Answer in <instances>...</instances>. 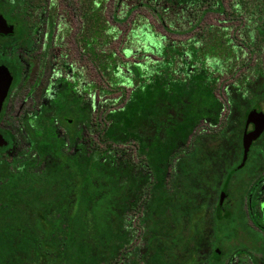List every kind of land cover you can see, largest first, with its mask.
I'll return each instance as SVG.
<instances>
[{
  "label": "trees",
  "instance_id": "obj_1",
  "mask_svg": "<svg viewBox=\"0 0 264 264\" xmlns=\"http://www.w3.org/2000/svg\"><path fill=\"white\" fill-rule=\"evenodd\" d=\"M153 1L147 0L145 5ZM156 4L161 5L159 10L151 6V11L162 24L167 12L179 15L190 10L201 18L208 12L224 11L222 0H156ZM246 4L251 22L264 25V0H248ZM250 27L251 23L246 45L252 47L256 41L251 39ZM194 41L196 46L203 43L202 33ZM152 47L150 52L143 51L142 63L137 59L127 66L132 79H139V68H143L150 76L160 74L172 83L173 97L163 96L159 107L147 108L143 131L148 135L141 141L147 145L156 129L161 135L168 134L171 125L190 134L194 124L187 121L188 112L204 96L207 99L202 101L211 99L216 73L223 75L221 69L234 60L229 54L223 59L214 56L211 65L215 73L192 72L182 43L160 42ZM152 56L158 59L150 60ZM155 64L158 67L153 69ZM230 88L225 90L229 120L197 129L178 145L166 140L160 150L171 147L174 151L164 163L165 179L157 191L144 190L143 199L137 191V178L133 174L128 180L121 177L124 133L119 128L107 131L114 112L106 110L104 103L98 108L94 154L85 161H75L59 149L50 157L54 162L43 171L35 170V160L27 167L1 159L0 264H209V253L218 247L213 232L219 230L220 222L230 220L215 213L217 196L231 187L233 176L241 169L237 165L242 145L235 141L237 101ZM138 130L133 126L129 132L134 136ZM130 146L133 152L138 149L136 142ZM38 154L41 160L45 156L41 146Z\"/></svg>",
  "mask_w": 264,
  "mask_h": 264
},
{
  "label": "flooded vegetation",
  "instance_id": "obj_2",
  "mask_svg": "<svg viewBox=\"0 0 264 264\" xmlns=\"http://www.w3.org/2000/svg\"><path fill=\"white\" fill-rule=\"evenodd\" d=\"M76 1L0 0V67L5 68L10 77L0 107V135L7 143L0 148V160L11 165L31 167L32 160H35V166L54 162L50 157L58 149L70 157L83 150L88 152V157L94 154L97 95L94 55H85L80 50L71 54L67 49L76 46L80 36L85 40V33L80 32L85 30L86 11L84 7L78 11ZM88 10L91 11L87 15V33L94 36V14L92 9ZM232 14L235 18V7ZM257 25L260 24L251 23L249 34L256 42L250 48L254 52L262 50L264 58V25L260 28ZM239 92L235 103V141L241 142L245 134L255 131L254 123L246 124L248 113L264 114V73L250 75ZM228 120L227 115L223 123ZM140 130L143 141L148 134L144 133L142 125ZM157 131L153 132V139ZM32 140L39 142L44 150L42 160L38 154L40 146L33 144ZM20 141L26 146L23 158H19L20 150L17 149ZM130 147V143L125 145L122 156L123 179L128 180L133 174L137 178V191L143 199L144 190L157 191L159 187V165L147 144L139 143L134 152L129 150ZM248 164L251 170L241 183L246 197H241L239 205H235L238 210L235 212L234 209L230 218L235 213L238 220L245 219L241 226L243 232L235 229V233H250L251 239L248 248H235V251L243 250L252 264H258L252 253L264 255V238L261 236L264 235V224L260 223L264 221V212H254L256 202L251 197L254 191L264 189V127L251 144L243 169L236 173ZM169 169L170 166L167 174ZM238 184L235 182V189ZM226 192L232 193L231 187L217 196L214 205L217 215L220 197ZM214 252L209 253L212 258L209 264H221L213 259ZM236 254L239 253H235V259ZM239 261L240 258L236 259L235 264H240Z\"/></svg>",
  "mask_w": 264,
  "mask_h": 264
},
{
  "label": "rangeland",
  "instance_id": "obj_3",
  "mask_svg": "<svg viewBox=\"0 0 264 264\" xmlns=\"http://www.w3.org/2000/svg\"><path fill=\"white\" fill-rule=\"evenodd\" d=\"M146 1L77 0L78 11L83 7L86 11V18L84 20L86 24L85 30L84 32L83 30L80 32L85 33V40L80 36L76 46L67 48L71 54H75V50H80L85 55L89 53L94 55V74L97 93L96 123L99 120L98 108L104 103L106 110L114 112L111 114L113 120H110L107 131L113 132L116 128L122 130L125 144L141 143L143 133L140 130V126L144 127L145 125L147 108L152 105L159 107V100L163 96L168 95L170 99L171 96L173 97L172 83L167 77L160 74L150 76L148 70L143 68H139L140 77L137 80L132 79L128 74L127 66L130 63H134L137 59L142 63L141 61H143L144 57L143 51L145 49L150 52L153 48L152 46L160 42L164 45L182 43L186 48V52L189 53L188 66L191 67L192 72H201V70L214 72L211 65V58L214 56L223 59L224 55L229 54L234 59L232 64L230 63L229 66L221 69L223 75L219 76L220 72L216 73L217 83L215 85V92L211 96L212 100L208 97V100L202 101V99H207L204 96L201 98L200 103L195 104L194 109L188 112L187 119L189 120L187 121L194 124V129L190 134H185V131L179 126L171 125L169 131H167L168 134L161 135L158 130L152 143L147 145V148L151 150L150 152L155 156L159 165L158 185L160 186L163 183L165 175L164 163L167 157L174 151L171 147L168 150H160V147L162 145L165 146V142L168 139L174 141L177 145L184 143L192 133H196L197 129H206L209 124H214L216 121H222L221 125H223L225 117L230 114L227 111L230 105L226 102L225 90L231 87L232 91L235 92V101H238L237 95L240 93L241 87L247 84L249 76H253L254 73H258L259 75L260 73H264V58L262 50L254 52V50L252 51L246 45L247 28L252 23V15L249 13L248 4H246L248 0H222L224 6L223 12H208L201 18L198 15H193L190 10L179 15L167 12V15L163 17V24L160 23L151 11V6L159 10L161 5L158 4L157 6L156 0L145 5ZM234 1L235 18L229 9L234 4ZM89 8L92 9V13L94 14V36H89L87 33V15L88 11H91L88 10ZM131 10L132 12L129 13ZM81 17L82 14L79 16V19ZM192 18L196 21H193ZM81 21L83 20L81 19ZM201 33L204 42H200L199 46H196L194 40ZM192 44L194 49H198V52L196 51L197 54H195L194 49L190 46ZM155 52L154 50L153 53ZM149 58L153 61L158 59L155 56ZM149 65L151 67V64ZM155 67H158V64H155L153 69ZM207 75L210 74L207 73ZM198 82L200 80L196 81V85ZM186 105L190 106V104ZM216 105H221V110L216 109ZM262 109L264 110V105ZM191 115H193L192 119H196V121L191 119ZM133 126L139 127L137 134L134 136L129 132ZM143 138L147 139V136ZM25 147L24 141L18 143L17 149L20 150V152L18 150L20 153L19 158L24 157ZM129 150H132L131 147ZM28 154L33 155V153ZM87 154L88 152L83 150L76 153L72 158H75V161L83 162L87 158ZM49 163H40L35 170L43 171ZM107 167H111L110 161H108ZM121 167L122 165L120 166V172L123 179ZM250 168L251 166L248 164L244 167V170L233 176L231 183L232 193L226 192L223 195L218 209V217L228 219L231 217L234 209L235 212L238 210V207L235 205H239L241 197H246L245 188L241 183L250 172ZM235 182L239 183L236 189ZM251 199L253 202H256L254 212L257 210V214L263 213L264 189H259L257 192L254 191ZM255 217L258 219L257 215ZM259 218L261 217L259 216ZM260 220L258 219V222ZM243 223H245V219L241 217L238 220V216L234 213L230 220L222 221L218 224L219 230L213 232L218 246L214 252V260L221 261V264H235L236 259L240 258V264H252L243 250L235 251V248H244L250 244V233H235V229L242 231L241 226H243ZM260 223L263 225L264 221ZM247 226L251 227L248 222ZM261 236L264 238V235ZM201 251L204 252L205 247H202ZM235 253H239L236 254V259ZM247 253L249 252L247 251ZM252 255H254L253 257L258 264H264L263 253L254 252Z\"/></svg>",
  "mask_w": 264,
  "mask_h": 264
},
{
  "label": "water",
  "instance_id": "obj_4",
  "mask_svg": "<svg viewBox=\"0 0 264 264\" xmlns=\"http://www.w3.org/2000/svg\"><path fill=\"white\" fill-rule=\"evenodd\" d=\"M9 83H10V77L6 69L0 67V107H1L2 100L6 94ZM251 122L255 124V131L249 134H245L243 136V139L241 141L242 151H243L242 159L237 169H240L244 166V163L246 162L247 155H248L251 144L258 137V135L260 134L261 130L264 127V114H255L254 112H249L246 118V124H249ZM6 145L7 143L3 140V138L0 135V148L5 147ZM222 197L223 196L220 197V201L217 207V212L221 204Z\"/></svg>",
  "mask_w": 264,
  "mask_h": 264
}]
</instances>
